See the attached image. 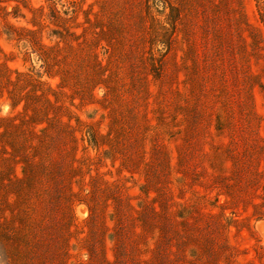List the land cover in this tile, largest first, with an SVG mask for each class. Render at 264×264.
<instances>
[{"label":"rangeland","instance_id":"obj_1","mask_svg":"<svg viewBox=\"0 0 264 264\" xmlns=\"http://www.w3.org/2000/svg\"><path fill=\"white\" fill-rule=\"evenodd\" d=\"M0 264H264V0H0Z\"/></svg>","mask_w":264,"mask_h":264}]
</instances>
